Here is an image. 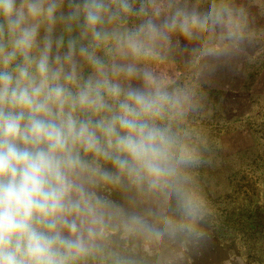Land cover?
<instances>
[{
    "label": "clouds",
    "instance_id": "1",
    "mask_svg": "<svg viewBox=\"0 0 264 264\" xmlns=\"http://www.w3.org/2000/svg\"><path fill=\"white\" fill-rule=\"evenodd\" d=\"M261 21L264 0H0V264H195L205 87Z\"/></svg>",
    "mask_w": 264,
    "mask_h": 264
},
{
    "label": "rangeland",
    "instance_id": "2",
    "mask_svg": "<svg viewBox=\"0 0 264 264\" xmlns=\"http://www.w3.org/2000/svg\"><path fill=\"white\" fill-rule=\"evenodd\" d=\"M221 69L211 85L235 93L221 107L215 98L221 90L210 91L215 102L197 118L213 147L212 164L200 170L215 208L207 229L242 260L264 264V197L258 196L264 183V47L250 51L240 65ZM207 260H220L212 239L195 264Z\"/></svg>",
    "mask_w": 264,
    "mask_h": 264
},
{
    "label": "crops",
    "instance_id": "3",
    "mask_svg": "<svg viewBox=\"0 0 264 264\" xmlns=\"http://www.w3.org/2000/svg\"><path fill=\"white\" fill-rule=\"evenodd\" d=\"M261 22L264 23V21H261ZM235 64H236V65H237V64L240 65V59H239L238 61L234 62L233 65H235ZM221 70H222V69H221ZM176 71H177V72H182L183 69H182V67L177 66ZM221 81H222V80H221ZM223 81H225L224 78H223ZM217 90H221L220 92L222 93V96H221V97H219V98L215 97V98H216V101H220V103H221L220 106H221V107L223 106V102H222L221 100L224 101L225 97H226L228 94H234V93H235L234 90H230L229 87H224V85H222V84H221L220 89L215 88V87H213L212 85H210V86H206V87H205V91H206V93H207V99H206V102H205V106H207L208 103H209L210 101H211L212 104L215 102V99L212 98L211 95H209V92H210V91H213V92H214V91H217ZM224 94H225V95H224ZM211 239L214 240V241L216 242V250H217V253L220 254V258H221L222 255L224 254V252L228 251L227 247L224 246V244L221 243L220 239H219L216 235H214L212 232H211ZM237 257H238V256H237ZM238 258H239V257H238ZM239 261H240V264H250V263H248V262L242 260L241 258H239ZM190 264H191V262H190ZM204 264H213V263H211V261H208V260H207ZM217 264H219V261L217 262Z\"/></svg>",
    "mask_w": 264,
    "mask_h": 264
}]
</instances>
